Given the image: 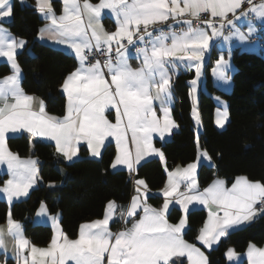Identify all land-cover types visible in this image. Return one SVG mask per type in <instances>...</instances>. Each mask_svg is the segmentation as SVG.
Instances as JSON below:
<instances>
[{
    "label": "snow or ice",
    "instance_id": "6c2138e0",
    "mask_svg": "<svg viewBox=\"0 0 264 264\" xmlns=\"http://www.w3.org/2000/svg\"><path fill=\"white\" fill-rule=\"evenodd\" d=\"M62 3L59 17L54 12L51 0H37L36 3L38 12L55 26V33L49 38L57 39L61 44L67 43L74 49L79 63V67L70 72L61 85L67 95L66 114L62 118L47 114L42 100L25 94L19 87L20 68L15 61V52L17 48H23L26 41L10 40L6 30L0 29V56L8 58L13 71L12 75L4 78V84L9 86L7 91L15 100L11 104L5 102L0 107V160H7L9 169L15 173L14 179L7 181L2 189L10 201L13 197L28 194L37 177V161H21L7 150L6 133L26 131L35 137H48L55 141L58 152L63 153L68 160L77 155L76 145L81 140L87 143L92 156H100V147L107 137L116 140L114 166L127 165L129 170L134 171L135 164L149 153H156L163 160L164 154L152 145L151 133L158 132L163 137L176 125L169 118L167 107L162 108L164 120L161 122L152 107V100L161 99L164 104L160 93H167L170 98L169 70L175 71L179 62L191 61L199 75L210 41L222 35L221 29L225 23L234 26L238 10L241 15L252 12L264 17V2L255 4L253 0H133L131 4L127 0H100L96 5L83 0L82 7L78 0H62ZM104 8L116 13L117 28L114 32L105 31L99 22ZM12 12L11 0H0V18L11 17ZM208 12L212 17L220 18V28L212 19L203 21L206 28L199 27L200 14ZM228 13L233 14V20L227 19ZM84 14L87 15L86 26L82 19ZM185 16L195 19H184ZM170 18L175 23L185 25V29L180 33H165L163 29L149 31L150 25L167 22ZM167 27L172 28V25ZM87 29H91L90 36ZM206 29H211V33ZM47 31V26L39 29L40 37L43 38ZM154 32L159 34L154 36ZM134 35L136 41L151 44L150 55L147 48L136 49L137 53L144 56V63L149 70L147 74L143 69L133 70L127 65L124 55L127 48L122 41L126 39L127 44L132 45ZM169 39L170 45L166 43ZM114 46L115 63L111 57ZM93 48L105 52L106 58L91 62L89 53ZM227 67V62L221 57L217 61V70L219 77L225 81L228 80L224 71ZM154 73L159 74L161 81L154 85L156 96L150 95L149 88V79ZM108 75L111 76L110 81L106 79ZM192 84L195 85L196 80ZM0 98L7 99L4 88H0ZM108 106L117 109L114 124L104 115ZM34 107L36 110H33ZM122 117H127L124 129L121 128ZM227 118V112H220L216 122L223 125ZM128 128L133 133L135 160L127 143ZM138 132L141 135L138 136ZM207 155L206 151L200 152L201 157ZM196 169L197 163L192 162L168 171L167 183L162 189L164 200L159 207H153L142 199L141 188L146 194L147 185L143 179H137L134 184L135 195L120 215L121 219L131 218L138 215V210L143 211L131 228L116 233L109 230L112 214L118 207L114 201H109L103 219L81 224L79 236L75 240H69L57 224L50 247L38 249L32 246L33 257L39 252L41 256H48L52 264H65L67 260L75 261V264H177L179 257L187 256L189 264H208L200 248L182 236L188 225L189 205L195 202L208 209L207 219L196 239L211 247L233 225L251 221L257 214H264V178L253 181L246 176H237L230 188L225 186V180L217 178L208 187L199 190ZM181 182L186 183L184 192L179 191ZM170 205L181 207L183 214L176 223L169 222ZM41 211H46L43 202ZM56 219L52 217L53 221ZM7 223L9 232L16 239L17 264H20L21 258L26 264L27 256L23 255V250L30 242L23 237L19 223L11 219L10 211ZM0 247H3L2 230ZM226 255L231 259L237 254L230 248ZM247 255L251 264H264V248H258L250 242Z\"/></svg>",
    "mask_w": 264,
    "mask_h": 264
},
{
    "label": "trees",
    "instance_id": "16d2710c",
    "mask_svg": "<svg viewBox=\"0 0 264 264\" xmlns=\"http://www.w3.org/2000/svg\"><path fill=\"white\" fill-rule=\"evenodd\" d=\"M13 1L12 20L8 24L13 33L26 40V46L17 54L23 70L22 87L26 93L40 96L47 110L63 116L66 97L60 91L64 77L74 68L73 55L41 42L38 32L43 19L34 5V0ZM97 1V0H94ZM59 11L60 5L55 3ZM106 24L111 20L105 19ZM233 62V87L230 92L218 88L210 75V62L206 74V87L211 93L201 92L199 110L202 119L200 140L215 162V166L202 164L198 179L200 186L206 185L215 176L231 183L235 177L246 175L250 180L264 178V50L250 52L235 49ZM10 67L0 62V78L10 73ZM190 75L182 73L172 83L175 102L173 115L179 129L171 139L157 144L166 156V166L159 158L144 161L136 169V179H143L153 191L160 190L166 180V169L177 164H188L197 157L196 130L192 116ZM214 94L228 101L229 119L224 129H218L214 121L216 101ZM8 146L20 156L33 153L40 160L39 183L27 199L13 203L12 217L24 225L26 235L35 244L45 245L52 236L50 225L36 224L33 217L43 202L50 213L61 214L64 232L75 237L82 222L102 217L106 204L114 200L123 208L131 198L133 187L126 169L112 170L115 145L110 143L101 157L89 156L86 147L81 149V157L67 161L56 151L55 146L41 139H32L23 133L8 138ZM4 175H0V183ZM135 190V189H134ZM134 192V191H133ZM148 201L159 205L160 195H150ZM8 203L0 199V223L7 219ZM181 216L178 208H173L169 219L176 222ZM206 218L205 209H193L188 214L189 226L184 237L198 243L199 234ZM117 224V222H116ZM114 224V226L116 225ZM264 245V214L252 223L228 232L219 244L206 250L208 264H227L226 250L233 247L244 253L249 243ZM186 259L179 258L177 264ZM7 264H15L8 260ZM240 264H248L246 258Z\"/></svg>",
    "mask_w": 264,
    "mask_h": 264
},
{
    "label": "crops",
    "instance_id": "0c3cea01",
    "mask_svg": "<svg viewBox=\"0 0 264 264\" xmlns=\"http://www.w3.org/2000/svg\"><path fill=\"white\" fill-rule=\"evenodd\" d=\"M13 1L14 0H11L12 7H13ZM56 2L60 5L59 11L55 7V3ZM78 2L81 4V7H82L83 0H78ZM89 2L92 3L93 5H96V4L100 3V0H97V1L89 0ZM23 3L24 4H29L27 0H24ZM36 3H37V0H34L35 7H36ZM51 3H52V7L54 9V12H55L56 16L59 17L62 14V8H63L62 0H51ZM127 3L128 4L133 3V0H127ZM257 4H260V3H257ZM208 13H210V12H208ZM39 14H40V17L44 21L42 26L40 27V29L41 28H45L47 26L49 31H47L44 34L43 38L40 37V33L38 32V39L41 42H43V43H46V44H48L50 46L56 47L58 49H61V50L65 51V52L73 55L74 58L76 59V64H75L74 68L70 72L74 71L77 67H79V63H78V60H77V58L75 56L74 49L71 48L67 43L61 44V43L58 42L57 39H50L49 37L54 35V33H55V26L52 25L51 20L45 18L42 13H39ZM229 14H232V13H228V15ZM106 18L111 20V23L109 25L106 24V22H105ZM82 19L85 21V26H86V24H87V15L84 14L82 16ZM11 20H12V15H11V17H8V18H0V29L6 30L7 34L9 35V39L10 40L11 39H15V40L18 41L20 39H23L24 41H26L24 38L19 37L15 33L12 32V30L8 26V24L11 22ZM99 22L103 26V29L105 31H107V32L116 31V28H117V16H116V13L113 12L112 9H108V8L102 9ZM230 28H231V32H229L228 34L224 35L222 33L221 36L214 37L210 41V47H209V50L205 51V56H204V60L201 63V68H200L199 75H197V72H196L195 68L193 67V62H191V61L179 62L178 65L175 68V71L169 70V72H168V78L170 80V85H171L170 88L168 89V93H170V98L167 96V93H160V96L162 98H164V100H165L164 104L161 103V99H153L152 100V107L156 111L157 117L161 120V122L163 123V120H164V113L162 111V108L163 107H167L169 109V112H170V117L169 118L171 120H173L175 122V125H176V127H173L170 132H166L163 137H161L158 132L151 133V140H152L153 147L155 149H159L163 154H164V151L157 144V141L165 142V141L171 139L173 133L179 129L178 122L176 121V119H175V117L173 115V106H174V102H175V95H174L172 83H173V80L175 79V77L180 75V74H182V73H186V74L190 75L191 76L190 79H189V81L191 82L190 90H191V87L194 86L192 84V81L196 80V84L195 85H197V88L200 90V92H202V91H204V85H206L205 82H206L207 68H208L209 63L211 62L212 65L209 68H210V75L212 77V80H213L214 84L218 88L224 90L223 87L222 88L220 87L221 82H220V78H219V72L217 70V61L221 57H225V59L229 62L230 56L233 55V52H234L235 49H240V50H245V51H250V52H259L261 50H264V17H259L255 13H252V12H248L246 15H241L239 10H238L237 13L235 14L234 26L230 25ZM206 30L209 32V34L211 33V29H206ZM87 31H88V34L90 36L91 35V29H87ZM221 32H222V30H221ZM254 36H256L257 39L251 41V38L254 37ZM225 37H227L228 39L226 40ZM125 40L126 39H124L123 41H125ZM92 43L94 44L95 41L93 40ZM140 43H143V42H140ZM166 43L170 45L171 44V40L169 39ZM26 44H27V42H26ZM26 44L24 45V47L26 46ZM23 48H17L16 52H15V61L19 65V68H20L19 87L23 90V92L25 94H27L29 96H33L35 98H39V100H42L44 102L45 111H46L47 114H49L51 116H54V117H57V118H62L66 114V108H65L64 115L61 116V117L57 116L55 114H52V113H50L47 110L45 101L40 96H38L36 94L26 93L24 91V89L22 87L23 70H22V67H21V65H20V63L18 61V58H17L18 52L20 50H22ZM141 48H147L149 55L151 54V50H152L151 49V44H150V46H142ZM114 49H115V46H114ZM124 55H125V58H126L127 65L131 69H133V70L143 69L145 74L148 73L149 70H148L147 66L145 65V63H144V56H143L142 53H138L137 55H133L132 52L127 48V51L124 53ZM179 55H183V53H179ZM214 58H217V60L214 61ZM0 62L7 63L9 65V67H10V70H11L9 74H7L6 76L0 78V88H4L5 89V93H6V96H7L6 100L3 99V98H0V107H3L5 102L11 104V103H14L15 100L11 96L10 92L7 91L9 86L4 84V78L13 74V71H12V68H11V62L8 61V58L4 57V56H0ZM234 65H235L234 62H230V66L233 67ZM165 67L167 68V67H169V65H165ZM230 73H231V71L228 69V72H227L228 79H229ZM106 79H108L110 81L111 76L108 75L106 77ZM63 81H64V79H63ZM63 81H62L61 85L63 84ZM160 82L161 81H160L159 74L158 73H154L152 75V77L149 79L150 95L156 96V88H155L154 85L156 83H160ZM61 85H60V91L66 97V106H67V95H66V93H64L62 91ZM193 95H194V91H193ZM197 101H198V97L194 95L192 106L193 105L195 106V111H194V114L192 113V116H193V120L196 122V124L200 128V131L202 132V119H201L199 107L197 106ZM33 110H36L35 107H34ZM120 110L121 111L123 110V106L122 105L120 106ZM116 114H117V109L115 107H113V106H108L104 110L105 117L113 124L116 122ZM217 115L218 114L216 112V107H215L214 121H215L216 127L218 129H220L221 127H219V126H221V125H218L217 122H216L217 121ZM227 119H229V117ZM227 119H226V121H227ZM126 124H127V117H122L121 128L124 129ZM223 124H225V122ZM23 133L29 135L32 139H41V140H44V141L52 143L55 146L56 151L58 152L56 144H55V141L51 140L48 137H35V136L27 133L26 131L17 132V133H6V149L7 150H9L13 154L17 155L21 161H27L29 159H34V160L37 161V163L35 165V167L37 169V177L35 179V183L28 190V194L24 195V196H20V197H13V199L10 201L7 198V193H4L2 191V189L5 187L7 181L14 179L15 173H14L13 169H9L7 160H0V175H4V180H3L2 183H0V199L5 200L8 203V207H9L8 213H9V211L11 212V207H12L13 203L18 202V201H22V200H25V199L28 198L30 192L34 188H36L38 186V183H39V180H40V177H39L40 160L33 153H30L28 156H20L15 151L10 149V147L8 146V138L9 137L17 136V135H20V134H23ZM132 135H133L132 129L128 128L127 131H126L127 143H128V147H129L131 156H132L133 160H135V144L132 142ZM137 135L139 136V135H141V133L138 132ZM110 143H113L115 145V155H114V159H113V162H112V165H111L112 170L126 169L129 172L133 171V170H129L127 165H115L114 166L115 156L117 154V145H116V140H115L114 137H107L104 140L103 145L100 147L101 155H102L104 149L106 148V146L108 144H110ZM196 145H197V148H198L197 157L192 162H196L197 163V169H196L197 183H198L199 190H203L204 188H206L210 184H212V182L215 179H217V178H220V179H223V180H225V179L220 177V176H215L206 185L200 186L199 179H198V174H199V170H200L201 165L205 163V164L210 165V166H215V162H214L213 158L211 157V155L209 154V152L206 150V148L202 145L201 140L199 141V143L196 142ZM83 146L87 148L88 154H89L90 157L95 158V159H99L101 157V155L98 156V157L97 156H92L91 151H90L87 143L85 141H82V140L76 145V147L78 149L77 155L75 157H73L71 160H68L64 156L63 153H60V152H58V153L62 154L65 157V159L67 161H69V162L75 161V160H77V159H79L81 157V149H82ZM201 151H206L208 155L206 157H201L200 156V152ZM151 158H159L163 162V164L166 166V156H165V154H164V159L162 160L158 154L149 153L148 155L143 156L140 159V161L135 164V167H134L135 171H136L137 167L140 164H142L144 161L149 160ZM192 162H190V163H192ZM186 165L187 164H177L171 169H166V172L168 173V171L175 170L177 168V166L183 167V166H186ZM239 176H246V175H239ZM137 179H141V178H137ZM225 182H226V180H225ZM166 183H167V175H166V180H165V183H164L163 187L160 190H158V191L151 190L148 187V185L146 184L147 185V193L146 194L144 193L143 188H141L142 199L146 200L147 203L149 205L153 206V207L161 206L163 204V200H164L162 189L165 188ZM184 183L185 182H181V184H180L179 191H181V192H183L181 187H182V185ZM231 183L226 182L225 186L230 188L231 187ZM134 195H135V190L132 193L128 204L126 206H124L123 208L116 201L110 200V201H114L115 204L118 206L115 209V211L113 212V214H112L113 218H112V220H110V223H109V226H108L109 230L112 231L113 233H116L118 231H123L125 229L131 228L132 227V223L135 222L136 220H138L139 217L143 215V211L142 210H138V215H136V216H133L131 218L125 217L124 219L120 218L121 211L122 210H126L128 208V206L130 205V202L132 200V197ZM150 195H160V196H162L161 203L159 205H154V204L150 203L148 201V197ZM43 204L46 207V211H41V204H40L38 209H37V211H36V213H35V215H34V217H33V221L36 224L50 225L52 227L51 239L45 245H39V244H35L34 242H32V240L25 233L23 223L20 220H17L15 218H13L12 217V213H11V219L13 221L19 223V225L21 226V232H22L23 237L30 242L28 247L23 250V255L27 256L26 264H33V261H35V264H52V261H51V259L48 256H41L39 252H37L35 254V257H33L32 253H31V247L35 246L38 249H48L50 247L53 235L56 234V226H57V224H58L59 228L63 231V233L67 236V238L69 240H75L79 236V231H78V234L75 237L68 236L64 232L62 224H61V214L58 213V212L57 213H50L49 210H48L47 205L45 203H43ZM107 204H106V206H107ZM175 207L178 208L181 211V215H182L183 213H182L180 205H170V212ZM193 209H205L206 210V218H205V220L207 219L208 209L204 205H200V204L195 203V202L193 204L189 205V211L187 213V217H188L189 212L191 210H193ZM105 211H106V207H105ZM105 211H104V214H105ZM104 214H103L102 217L90 219V220L82 222L81 224L90 223V222L95 221V220L103 219ZM221 215H222V213H221ZM260 215H262V214H257L251 221H245V222H243V223H241L239 225H233L231 228L228 229L227 233L231 232V231H234V230H237L239 228H242V227L252 223ZM53 216L57 217L56 221L52 220ZM168 219H169V215H168ZM205 220H204V222H205ZM116 222H117V224H116ZM169 222L170 223H176V222L170 221V219H169ZM204 222H203V224H204ZM114 224H116V225L114 226ZM203 224H202V226H203ZM188 226H189V221H188V225L186 226V228L182 232V236L187 242L193 243V242L188 241L184 237V233L187 230ZM79 229H80V227H79ZM0 230H2V239H3V247H0V264H7L8 260H13L14 263L17 264V259H16V250H17L16 239L14 238L13 234L10 233L9 230H8L7 219L4 222L0 223ZM221 238L218 241L214 242L211 245V247L203 245L202 242H200L198 240H197L198 243H193V244H195L196 247L200 248V250H201V252H203L204 256L207 257V253H206L205 248L210 249V248L216 247L219 244ZM60 242L62 243L63 240L61 239ZM252 244H254V243H252ZM255 245L258 248H264V245H257V244H255ZM230 248L234 249L233 247H229L228 249H230ZM227 250H226V252H227ZM248 250H249V245H248V247H247V249H246V251L244 253H238L235 250V253L237 255L233 256L231 259L226 255L227 264H240L244 258L247 259L248 264H251V261L249 260V257L247 255ZM179 258L186 259L187 264H189L187 256L179 257ZM172 259L176 260L177 258L173 257ZM207 260H208V257H207ZM20 264H25V261L23 260V258H21ZM65 264H75V261L67 260V261H65Z\"/></svg>",
    "mask_w": 264,
    "mask_h": 264
},
{
    "label": "built area",
    "instance_id": "2783aa9c",
    "mask_svg": "<svg viewBox=\"0 0 264 264\" xmlns=\"http://www.w3.org/2000/svg\"><path fill=\"white\" fill-rule=\"evenodd\" d=\"M253 2L255 4H257V3L264 2V0H253ZM244 7L247 8L248 5L245 4ZM184 19H195V18L185 16ZM209 19H212L216 23L217 27L220 28V24H221L220 18H214V17L211 16L210 13H201L200 14L199 27L206 28V26L204 25L203 21L209 20ZM227 19L233 20L234 19L233 14L227 15ZM169 24L172 25V28L167 27V25H169ZM185 27H186L185 25L179 24V23H175L170 18L167 22H157L154 25H150L149 26V31H153L154 29H163V31L165 33H169V32H172V31L180 33L181 31H183L185 29ZM141 30H142V26H141ZM221 30H222V33L224 35L228 34L229 32H231L230 25H227L225 23ZM158 34H159L158 32H154V36L158 35ZM133 39H134V44H132V45H128L126 40L122 42L126 46V48H128L132 52L133 55H137L138 54L136 49L141 48L142 46H150V43H146V42L140 43V42L136 41V36L135 35H134ZM255 39H257L256 36L252 37L251 41H253ZM89 57H90V61L91 62H94L96 59H99V60L103 61L106 58V53L103 52V51H98L95 48H93L92 51L89 53ZM111 57H112L113 62L115 63V60H116L115 49H113ZM105 71H106V69H105ZM129 178H130V181H131V184H132V187H133V191H134V184H135V181H136V171H135V169H134V171H131L129 173ZM181 189H182L183 192L186 191V184L185 183L182 185ZM133 191H132V193H133Z\"/></svg>",
    "mask_w": 264,
    "mask_h": 264
},
{
    "label": "rangeland",
    "instance_id": "374dc122",
    "mask_svg": "<svg viewBox=\"0 0 264 264\" xmlns=\"http://www.w3.org/2000/svg\"><path fill=\"white\" fill-rule=\"evenodd\" d=\"M223 59L228 64V67L226 69H224L226 76L228 77V75H227L228 69L231 71V73H230L229 79L226 80V81L219 77L221 85H222V86L220 85V87L221 88L223 87L224 91L230 92L232 90V87H233V74L236 71V67H235V65L233 67L230 66V62H233V55L230 56L229 62L225 59V57H223ZM216 60H217V58H214V61H216ZM189 83L191 84L190 81H189ZM192 87H191V90H190L191 91L190 93H191L192 102H193L194 95L197 96L198 97L197 106L199 107V99H200V95H201L200 93L201 92L197 88V85H194ZM193 91H194V95H193ZM204 91L206 93H211V91L206 87V85H204ZM214 98H215V101H216V112H217V114L220 113V112H227V116L229 117L228 101L226 100V98L221 97L218 94H214ZM194 109H195V106L193 105L192 106V113L193 114H194ZM227 121H228V119H227ZM227 121L225 120V124L219 126V127H221L220 129H224L226 127ZM194 124H195V130H196V142L199 143L201 131H200V128L196 124L195 121H194ZM202 128H203V126H202Z\"/></svg>",
    "mask_w": 264,
    "mask_h": 264
},
{
    "label": "water",
    "instance_id": "95a60500",
    "mask_svg": "<svg viewBox=\"0 0 264 264\" xmlns=\"http://www.w3.org/2000/svg\"><path fill=\"white\" fill-rule=\"evenodd\" d=\"M41 163V162H40Z\"/></svg>",
    "mask_w": 264,
    "mask_h": 264
}]
</instances>
